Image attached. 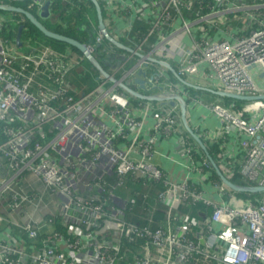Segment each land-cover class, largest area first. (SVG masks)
Masks as SVG:
<instances>
[{
  "label": "built area",
  "instance_id": "obj_1",
  "mask_svg": "<svg viewBox=\"0 0 264 264\" xmlns=\"http://www.w3.org/2000/svg\"><path fill=\"white\" fill-rule=\"evenodd\" d=\"M32 1L39 10L48 2ZM97 2L105 8L108 34L130 51L116 50L118 46L107 39L105 30L91 23L94 39L86 44L88 50L95 57L102 54L112 73L108 72L110 77L99 75V83L81 96L74 93L69 80L71 70L79 64L69 55L54 56L52 48L24 53L0 38V127L7 136L0 143V171L2 175L11 173L0 177V200L8 198L10 213H22L26 205L37 210L39 197L18 187L27 173L40 177L61 199L59 230L46 235L42 248L34 251L23 242L0 239V264H264V196L258 206L251 202L235 206L225 202L233 194L224 183L217 185L222 201L214 202L191 185L188 177L169 181L155 162L160 141L179 136L183 154L197 164L196 144L187 136L179 103H132L127 92L120 90L121 83L138 86L139 71H151L145 78L150 93L199 101L152 60L167 63L166 47L173 32L167 35L165 27L178 18L192 43L181 46L177 53V77L197 74L202 64H208L219 80L220 91L264 96V88L251 71L259 68L264 74V1L200 0L201 10L206 7L208 11H199L192 18L188 16L190 0ZM115 17L124 25L119 26ZM143 24L147 25L145 33L138 30ZM154 38L156 42L146 51ZM132 59V66L118 78L116 74ZM209 107L222 122L221 133L214 136L234 133L245 151L238 173L253 183L249 185L264 186V99L248 101L242 108ZM204 136L211 138L208 132ZM209 168L205 158L190 169L203 173ZM103 176H116L119 186H124L126 177L165 185L159 200L169 207L166 227L152 230L127 223L123 219L125 201L107 186ZM187 204L213 208L205 230L201 220L191 216L174 221L177 225L172 228L171 211ZM4 221L13 224L0 214V222ZM52 224L51 218L47 223L27 221L21 230L37 240L42 228ZM216 224L222 228L216 229ZM61 228L67 233L60 232ZM127 243L133 253L129 262L122 256V246ZM158 252L163 261L155 258Z\"/></svg>",
  "mask_w": 264,
  "mask_h": 264
},
{
  "label": "crops",
  "instance_id": "obj_2",
  "mask_svg": "<svg viewBox=\"0 0 264 264\" xmlns=\"http://www.w3.org/2000/svg\"><path fill=\"white\" fill-rule=\"evenodd\" d=\"M102 12L104 15V21L107 18L105 8L101 6ZM115 19L118 21L119 26H123L124 23L119 18L115 17ZM96 26H99L98 22V16L94 23ZM171 32L172 35H170V41L166 47L168 57L165 59L167 63L173 68L177 69V60L179 58L178 52L180 50L181 46H190L192 41L191 38L181 29V22L178 18H173L170 25H167L165 27V33L169 35ZM35 47V48H34ZM22 47H19L20 52H29L27 50H23ZM38 48L36 44L31 45L28 49ZM52 48V47H51ZM63 49V48H62ZM60 54H68V49L64 52V49L61 51H57ZM76 61L75 59H73ZM158 68L162 71H164L168 77L172 80L177 82V84L184 90H186L190 95L194 96L193 94H199V97H196L199 99V101L194 100H186L187 104V119L192 127V129L199 135L202 136L204 133L208 132L211 135V138H208V142H214L217 140L221 144L223 148V152L219 157H222L223 154L224 157H227L228 154H231V157L229 158L231 161H234L233 164L235 165L233 169L231 167H226V165L222 163V167H224L225 172L233 176L235 175V172L238 170L239 162L242 160L243 155L245 154V151L240 147L239 145V138L234 133H228L224 136L216 137L214 135H218L221 133L222 128V122L220 118L211 110L209 105L211 104V101H206L202 99L203 97H221L218 94L214 92V90H219V80L216 78L214 72L211 70L210 66L208 64H202L199 68V71L197 74L194 75H187L183 76L181 78L177 77L176 74L172 72V70L166 66L159 65ZM252 73L254 75H257V78L255 80L258 81L260 85H264V74L261 73V70L259 68H253ZM89 78V79H88ZM70 83L72 85V89L76 95H80L88 91L89 89L93 88L95 85V81L97 80V77H84L82 78L80 76V72L76 70V67H74L71 70L70 76H69ZM134 89L141 91L140 86L134 87ZM135 96L127 93L128 100L135 101L133 98ZM223 97V96H222ZM181 109V108H180ZM186 129V128H185ZM187 131V129H186ZM187 134L190 135V133L187 131ZM192 137V136H191ZM243 137V136H241ZM196 144V143H195ZM199 154L201 157L203 155L199 152V147L196 144L195 148V154ZM204 159L206 157H203ZM1 159V156H0ZM203 160V159H202ZM200 159L196 158V163L193 164L190 160V158L183 154L181 148H180V139L179 136H173L167 140H162L158 144L157 147V153L155 162L162 168V170L166 173V178L171 182H181L184 177H188L190 180L189 182L195 186H198L200 190L204 192L205 198L214 202H221L222 196L219 193V189L217 187L218 182H214L210 180L211 177V168L205 170V172H198L193 171L190 169L193 166H199L201 165ZM223 169V170H224ZM7 170V168H6ZM9 171L4 172L5 176H11V173H8ZM2 175L0 171V177L4 176ZM222 182V181H221ZM223 183V182H222ZM18 187L27 194H36L41 201H39V208L37 210L34 209V206L32 205H26L24 207V211L22 213H10L8 212L7 202L8 198H4L0 200V214L6 216L9 221H12L13 224H9V222L4 221L0 222V239H6L9 242H13L15 244H19L23 242V245L28 248L30 251H34L35 249H41L42 248V242L43 238L46 235H50L53 232H56L59 230V219H58V211L60 208V197L54 193L52 190H50L46 183L36 175L32 173L25 174L18 182ZM224 199V198H223ZM229 204L239 206L243 204H248L250 202H236L235 200L233 202H230L232 199H227ZM51 218L53 219V224L51 226L43 227L40 233V238L37 240L30 239L27 234H25L21 227L23 224H25L27 221L30 222H38V223H47V219ZM58 220V221H57ZM55 221V222H54ZM216 229H221L222 225L216 224ZM209 235L206 236L205 241L202 243L207 245L209 242ZM63 243V242H62ZM204 246V245H203ZM61 247L63 249H67L65 244H62ZM205 248H210L206 247ZM212 250V249H211ZM215 250V249H214ZM159 253V252H158ZM155 258L159 261H163L164 258L159 254L155 255Z\"/></svg>",
  "mask_w": 264,
  "mask_h": 264
},
{
  "label": "trees",
  "instance_id": "obj_3",
  "mask_svg": "<svg viewBox=\"0 0 264 264\" xmlns=\"http://www.w3.org/2000/svg\"><path fill=\"white\" fill-rule=\"evenodd\" d=\"M47 1L50 2L49 8H50L51 15L49 18H40L41 14L39 16L37 15L39 7L32 0H17V1H12V2H9V0H0V3H11L13 5L20 6L24 8L25 10L31 12L38 18H40V21L44 25H46L49 29L59 32V33L66 34L68 36H71L81 41L84 44H88L94 39V31H92V28H93L92 25L95 23V20L97 19V10H96L95 4L91 0H47ZM199 1L200 0H190L192 4V8L188 14L190 18L195 17L196 13L199 11H202V12L208 11V8L206 7L203 10H201L202 5L200 4ZM205 1L209 2L212 0H205ZM257 1L259 2V1H264V0H257ZM0 12H2L3 14L6 13V11H1V10ZM93 14H95V17ZM1 21H2L3 27L2 29H0V38L3 40H8L11 45L14 44L16 47H17L16 39L19 33V27L24 26V29L22 31V36H21V41L23 45L25 41H27L28 43L36 44L38 48L41 50L45 48L51 49V46L55 48H61V49L65 47L66 48L68 47L71 49L73 48L71 46L69 47L67 44H64L62 42H58L56 40H52V39L45 37L26 18V16L22 14L12 13L11 17H3ZM94 26L96 25L94 24ZM232 26H235V25L232 24ZM146 29H147V25L145 24L138 27V30L142 33H145ZM121 41L126 42L125 39H121ZM155 42H156L155 38L151 40V43L148 46H146V51H149ZM108 43L109 41L106 40V44ZM116 50L127 52L119 47H116ZM65 51L66 49H64V52ZM53 55L58 56L59 53L55 52ZM101 57H102V54H100L98 59L101 61L103 67L106 70V68L108 67L107 66L108 64L106 63V61H104L103 57L102 58ZM83 58L85 57L83 56ZM133 62H134V59H132L128 63V65L130 64V66H132ZM78 67L79 65L77 66V69ZM78 71L81 72L80 69H78ZM150 72L149 71L144 72L141 75V77L149 78ZM109 73H112V72H109ZM99 75H101V73H99L98 71L97 79ZM83 77H88V76H83ZM98 83L99 81L96 80L94 85H97ZM120 90L124 91L123 88H120ZM193 95H194L193 97L195 98L199 97L198 96L199 94H193ZM133 98L135 99V101L130 100L132 103L145 101L137 97H133ZM236 101H239V100H236ZM187 136H189L191 141L197 144V146L199 147L200 154L203 155V157H206L207 160L209 161L210 168H211L210 180L223 184L214 166L212 165L209 158L207 157L206 152L199 146V144L195 141V139L191 137V135L188 134ZM200 137L206 144L208 153L210 154L212 159L216 162L221 172L228 179L240 185L253 184V183H250L244 180L243 177L238 173V171H236L235 175L233 176L228 175L225 172L224 167L221 166L222 165L221 162H223V164L226 165V167H229V168L231 167V169H233V167L235 166L233 164H236V163H234V161H231L227 157H219V155H221L223 152V148L221 147L222 146L221 144H218L219 142L217 140L209 143L207 138H205L204 135ZM6 140H7V136L4 134L3 129H1L0 127V143H4ZM197 153L198 152L196 150V154H195L196 158L200 160L204 159ZM103 180L105 181V183L107 184L109 188H112L113 192L117 196H119L121 199L125 201L124 210H123L124 211L123 219L127 223L137 225L141 228H150L152 230H155V229H158L164 226L166 227L168 223V217H169L168 216L169 207L166 203L159 200L160 193L163 192L164 189L166 188L165 185H163L160 182H154V181L136 182L131 177H126L123 180L124 186L118 185L119 179L116 176L114 177L103 176ZM230 191L233 194V200L230 202H233L234 200L236 202H240V201L241 202H251L256 206L261 204L263 196H264V193L246 194V193H238L232 190ZM131 200H135V202L132 203ZM226 201L229 202V200H226ZM212 212H213V208L210 206L205 207V206H202V204H187L186 207L183 208L182 210L177 209V210L171 211V221L173 222L172 228H175V226L177 225V222H174V221L181 220V217L185 218L186 216L199 218L201 220L200 227L203 228L204 223L211 217ZM60 232H62L63 234H66L67 230L64 228H61ZM193 238L196 241L198 240V238H195V237ZM127 241L129 242V240ZM122 247H123L122 256H124V259L128 262L133 260V256H132L133 253H131L130 244L129 243L124 244ZM196 258L201 259L202 257L197 256ZM195 263L196 262H193L192 264H195Z\"/></svg>",
  "mask_w": 264,
  "mask_h": 264
},
{
  "label": "water",
  "instance_id": "obj_4",
  "mask_svg": "<svg viewBox=\"0 0 264 264\" xmlns=\"http://www.w3.org/2000/svg\"><path fill=\"white\" fill-rule=\"evenodd\" d=\"M96 7L97 10V16H98V22H99V28L102 30H105V33L107 35V39L114 43L116 46L127 49L126 46H124L122 43L116 41L114 38H112L108 32L106 31L104 20H103V12L101 6L98 4L97 0H91ZM50 2H46V4L42 8V13L40 15V18H49L51 15L50 12ZM0 10L1 11H6L9 13H17V14H22L26 16V18L47 38L56 40L58 42H62L64 44H67L75 49H77L82 55L91 63L93 64L96 69L104 75L105 77H110L109 73L105 70L103 67L101 61L95 57L89 50L86 44L82 43L81 41L68 36L63 33H59L56 31H53L49 29L46 25H44L41 21L40 18L32 14L31 12L25 10L22 7H18L15 5H10V4H0ZM24 29V26L19 27V33L16 39V43L18 47H22V41H21V36H22V31ZM130 51V50H129ZM152 60L156 63L162 64L163 66H166L172 70L174 74L177 76V72L175 69H173L168 63L162 62L160 60L153 59ZM143 71L138 72V78H136V83L139 84L141 91H138L136 89H133L132 87L121 83L120 87L123 88L127 93L143 99V100H150V101H159V102H164V101H170V105L174 106L176 105V102L179 103L180 108H181V118L184 123L185 128L187 131L190 133V135L195 139V141L199 144V146L206 152L207 157L209 158L210 162L214 166L218 176L220 177L221 181L232 191L238 192V193H246V194H256V193H264V186L260 185H240L232 182L230 179H228L219 169L217 166L216 162L212 159L210 154L208 153L206 144L202 140V138L192 129L190 126L188 119H187V104L186 101L179 95H166V94H159V93H150L149 89L147 88V82L144 80V78H141L140 76L143 74ZM180 78V77H179ZM111 81L116 82V79L111 77ZM220 96L232 98L235 100H241V101H252L255 99H264V96L261 97H252V96H241L233 93H227V92H218Z\"/></svg>",
  "mask_w": 264,
  "mask_h": 264
},
{
  "label": "rangeland",
  "instance_id": "obj_5",
  "mask_svg": "<svg viewBox=\"0 0 264 264\" xmlns=\"http://www.w3.org/2000/svg\"><path fill=\"white\" fill-rule=\"evenodd\" d=\"M38 11L39 12H37L38 13L37 15L39 16L41 14V10L38 9ZM11 14L12 13H9V12H6L5 14H3L2 12H0V18H3V17H11ZM93 15L95 17V14H93ZM31 45H34V44L33 43H28L27 41H25L24 46H23L22 49L23 50H27V51H31V50H33V48L28 49L29 47H31ZM51 47L54 50V52H56V53H58L57 51H61L63 49H68V54L70 55V58L71 59H75L76 62L79 64L78 69H80V71H81L80 72V76L82 78H84L83 76H88V77H92V78L93 77L94 78L97 77L98 71H97L96 67L93 64H91L87 59L83 58V55L81 53L77 52L78 50L72 48L74 50L73 51L71 48H68V47L67 48L65 47L63 49H61V48H55L53 46H51ZM61 47H63V46H61ZM96 56L99 57L97 54H96ZM129 66H130V64L127 65L124 70H122L118 74H116V76L119 78L129 68ZM78 69H77V66H76V70L77 71H78ZM106 70L108 72H112L111 69L108 68V67L106 68ZM254 78H257V75H254ZM256 82H257V84L259 86H261L262 88H264V85H260L257 80H256ZM214 92L216 94H218V92H221V91H219L217 89V90H214ZM202 99H204L206 101H211V104H220L223 107H226V108H229V109H233L234 106L239 107V108H242V107H244L248 103V101H241V100L236 101L235 99L228 98V97H224V96L223 97L221 96L220 98L217 97V96L216 97H203Z\"/></svg>",
  "mask_w": 264,
  "mask_h": 264
},
{
  "label": "clouds",
  "instance_id": "obj_6",
  "mask_svg": "<svg viewBox=\"0 0 264 264\" xmlns=\"http://www.w3.org/2000/svg\"><path fill=\"white\" fill-rule=\"evenodd\" d=\"M0 4H2V3H0ZM7 4V3H6ZM9 4V3H8ZM10 5H13V4H10ZM16 6V5H15ZM18 7H20V6H18ZM41 13H42V10H41ZM17 44V43H16ZM23 44V43H22ZM24 46V45H23ZM17 47H18V45H17ZM18 49H19V47H18ZM20 50V49H19ZM137 76H138V74H137ZM141 77V76H140ZM138 78V77H137ZM141 78H144V80H146L145 79V77H141ZM146 82H147V80H146ZM138 86H139V84H138ZM136 87V86H135ZM134 89V88H133ZM157 102H159V101H157Z\"/></svg>",
  "mask_w": 264,
  "mask_h": 264
}]
</instances>
